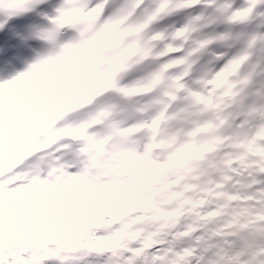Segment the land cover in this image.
I'll return each mask as SVG.
<instances>
[{
    "label": "clouds",
    "instance_id": "9594fccd",
    "mask_svg": "<svg viewBox=\"0 0 264 264\" xmlns=\"http://www.w3.org/2000/svg\"><path fill=\"white\" fill-rule=\"evenodd\" d=\"M0 264H264V0H0Z\"/></svg>",
    "mask_w": 264,
    "mask_h": 264
}]
</instances>
